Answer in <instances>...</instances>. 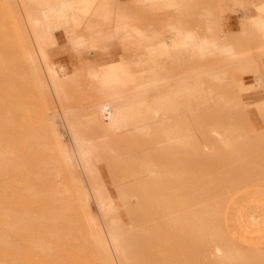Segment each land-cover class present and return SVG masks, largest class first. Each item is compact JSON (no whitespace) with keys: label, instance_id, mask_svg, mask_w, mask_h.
<instances>
[{"label":"rangeland","instance_id":"1","mask_svg":"<svg viewBox=\"0 0 264 264\" xmlns=\"http://www.w3.org/2000/svg\"><path fill=\"white\" fill-rule=\"evenodd\" d=\"M39 1L0 0V264H264V249L239 245L227 227L235 194L264 184V100L256 127L241 96V68L264 67V56L229 61L212 49L232 56L247 44L234 56L248 55L259 36L226 33L214 0H135L118 15L117 0H103L68 19L60 9L42 16ZM165 17L175 27L160 31ZM67 27L121 36L123 58L139 60L130 67L138 78L124 72L122 95L101 68L90 72L96 91L84 78L61 84L66 70L47 62L36 39ZM177 32L187 40L157 39ZM209 32L213 41H203ZM259 32L264 39V24ZM79 47L82 69L96 64ZM117 98L130 112L101 115ZM75 180L90 193L86 208L68 194ZM100 198L115 206L102 217ZM86 210L104 227L102 245L89 237Z\"/></svg>","mask_w":264,"mask_h":264},{"label":"crops","instance_id":"2","mask_svg":"<svg viewBox=\"0 0 264 264\" xmlns=\"http://www.w3.org/2000/svg\"><path fill=\"white\" fill-rule=\"evenodd\" d=\"M31 1L35 2L36 0ZM101 1L103 0H40L38 9L42 10V16L44 14L48 16L50 14L59 15L57 14V9L62 3H66L67 11L69 12L66 11L63 14L64 18H76L75 13L77 11L80 10L87 13ZM133 1L135 0H117V15L122 12L124 3L130 9ZM214 4L219 15L222 16L221 26L226 33L232 34L241 30V34L246 40L253 34H257L259 42L251 54L240 57L234 56L235 52L238 49L248 50L250 46L247 44L232 45L234 49L232 56H226L224 45H212V49L229 61H236L249 55L264 56V39H262L259 32V27L264 24V0H214ZM35 15L37 16V14ZM172 22L171 18H163V29L159 30L168 31L172 29V27H175ZM48 23L50 26H54V18L49 20ZM102 25H106L103 20L100 21V29L107 28V26ZM196 34L200 36L197 29ZM36 43L41 44L43 47L46 60L50 65L61 66L66 70L67 75L62 78L61 84L67 80L68 88L78 82L79 79L84 78L88 80L90 87L96 91L95 80L90 75V72L99 68L106 72L104 78H102L103 80L110 82L120 80L119 85H116V91L120 95H122L125 88H129V85L125 87L123 83L125 71L131 78H138L137 75L133 74V67L130 72V67L132 65L137 66L139 60L130 61V59L123 58L122 38L118 36L115 29L105 30L98 34L91 33L87 36H81V32L74 27L59 29L56 32L46 30L45 34L36 39ZM82 45L93 50L91 57L96 63L87 69H82L79 65L80 54L76 52V50H79V46ZM50 46H52L51 49H49ZM208 53H210L208 50H204L201 55L207 57L209 56ZM241 72H243L241 75L243 81L249 86L246 91L241 93V96L245 104L249 106L251 112L250 122L256 127H263V121L254 111V108L264 100V67L258 62H252L244 65L241 68ZM256 79L260 80L261 87L256 85ZM227 227L229 233L239 245L247 249H264V184H252L235 194L229 209Z\"/></svg>","mask_w":264,"mask_h":264},{"label":"bare ground","instance_id":"3","mask_svg":"<svg viewBox=\"0 0 264 264\" xmlns=\"http://www.w3.org/2000/svg\"><path fill=\"white\" fill-rule=\"evenodd\" d=\"M57 7V6H56ZM60 10L63 11H67V5L66 3H62L59 7ZM70 9V8H69ZM69 12V11H67ZM70 15V14H69ZM31 23L37 27L40 24V21L38 19H33L31 21ZM51 31V30H50ZM211 31V30H210ZM212 32H209L207 35H205L203 37V41H208L211 42L213 41V37L211 36ZM157 39L162 41V42H170L171 40H178V39H183V41H186L187 39L185 38V36L181 33V32H177L173 35V38H170V36L165 35L163 33H158L157 34ZM29 58L32 61H35V52H29ZM108 73V72H107ZM108 77V76H107ZM53 84V83H52ZM110 84V83H109ZM192 84V83H190ZM104 88V87H103ZM108 88V87H107ZM140 92H144V91H140ZM110 94H112V92H110ZM106 99V98H105ZM125 98H117V99H112L109 101L108 106L106 107H101V115H105V116H117V115H127L130 110L132 109V105L133 104H128L126 102H124ZM105 105V104H104ZM216 137H218L221 141H223L222 137L223 135L218 131V130H214L212 132ZM64 149L61 146H57L55 148V152H63ZM60 154V153H59ZM87 155V149H86V145H80L78 146L77 149H75V156L79 161V165L82 167L83 166V160L85 158V156ZM67 156H57V158L63 160L65 159ZM79 180H75L74 184L75 186L68 191V194L75 198V203L76 204H80V206L86 208L88 206V199L90 196V193H86L85 195L82 196L81 192H80V188L77 187L76 183H78ZM71 184V183H70ZM82 204V205H81ZM97 206L99 211H101L100 216L105 213V212H111L114 210L115 206L112 200H106L104 198H100L97 202ZM85 218L87 223L89 224L90 228V234L89 237L91 240L97 242L98 244L102 245L103 242V231H104V227H100L97 225V218H94L93 216H91L88 211H85ZM101 216V217H102ZM108 229V227L106 228V230ZM218 251H220V249H218Z\"/></svg>","mask_w":264,"mask_h":264}]
</instances>
